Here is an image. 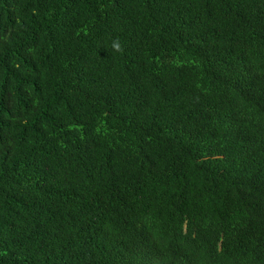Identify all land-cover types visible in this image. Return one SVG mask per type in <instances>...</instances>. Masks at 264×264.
I'll return each mask as SVG.
<instances>
[{
    "label": "trees",
    "instance_id": "trees-1",
    "mask_svg": "<svg viewBox=\"0 0 264 264\" xmlns=\"http://www.w3.org/2000/svg\"><path fill=\"white\" fill-rule=\"evenodd\" d=\"M257 261L264 0H0V264Z\"/></svg>",
    "mask_w": 264,
    "mask_h": 264
},
{
    "label": "clouds",
    "instance_id": "clouds-1",
    "mask_svg": "<svg viewBox=\"0 0 264 264\" xmlns=\"http://www.w3.org/2000/svg\"><path fill=\"white\" fill-rule=\"evenodd\" d=\"M112 47L115 50H120L121 44H120L119 40H114L113 43H112ZM257 264H264V263L257 261Z\"/></svg>",
    "mask_w": 264,
    "mask_h": 264
}]
</instances>
